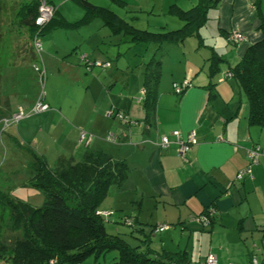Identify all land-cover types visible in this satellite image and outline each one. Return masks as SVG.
<instances>
[{"label":"crops","instance_id":"obj_1","mask_svg":"<svg viewBox=\"0 0 264 264\" xmlns=\"http://www.w3.org/2000/svg\"><path fill=\"white\" fill-rule=\"evenodd\" d=\"M47 1L56 9L54 16L70 23L66 26L73 27V22L61 13L70 0ZM74 1L82 12L78 20L85 14L90 17L80 26H87L102 18L101 25L108 24L110 34L118 36L123 32V24L119 25L118 19L124 18L119 17L115 7H125L137 0H85L98 8L92 15L81 4L82 0ZM176 3L177 0H174L171 8L189 9L181 8L179 6L182 4L177 6ZM187 3L192 6L196 4L191 1ZM208 17L212 21L209 26V22H206L202 44L191 36L182 43L162 44L152 50L149 61H160L161 74L154 116L149 122L144 109L145 63L142 62V70L133 80V73L128 74V68L118 70L117 64H112L105 54L109 50H99V53L93 54L94 50L87 46L90 37L82 39L85 42L77 61L76 57L68 61L59 60V69L52 68L53 58H48L52 60L51 65L48 60L45 64L42 53L36 58L39 64L30 55V59H15L1 66V90L4 86L2 83L9 78L16 82L21 68L27 66L26 77H30L34 72L31 67L36 65L44 70V79L46 66H49L50 75L56 76L51 90L62 88L65 93L68 91L81 96L75 105L72 97L70 103L45 100L50 109L27 116L17 123L11 119L5 123L2 119L8 120L16 112V107H10L8 94H1L6 102L0 107L1 129L8 136L10 145L14 143L20 147L21 143H27L35 153L44 157L50 167L59 158L80 161L89 150L103 151L113 158L124 160L128 169L127 179L120 187H110L109 194L114 189L116 193L113 195L117 197L119 188L124 189L125 193L132 191L131 197L121 193L125 199H129L126 204L130 210L146 209L153 214L160 209L163 211L160 216L163 222L159 225H170L162 232L150 233L156 225L147 231L138 213L128 214L133 220L129 235L137 241L140 249L145 243L155 254L181 251L189 264H202L208 253L217 257L218 264H250L254 257L257 264H261L264 259V156L253 163L247 158V152L252 147L264 149V123L250 120V105L237 80L232 74L227 76L224 73L239 62L249 46L264 39V0H220L216 8L208 10ZM235 29L244 35V40L232 44L225 35ZM50 33L46 42L54 36V32ZM208 36L210 39L206 41ZM102 37L100 42L104 44ZM113 45H117L116 40L108 46ZM213 51L219 56L212 70L208 59ZM83 56L88 60L109 62L110 65L87 69ZM119 75L125 83L122 91L118 86ZM95 77L103 79L100 80L101 91L98 95L91 93ZM64 78L68 80L67 83L63 82ZM184 80L188 82L187 86L180 92L175 91L174 84ZM70 82L76 85L72 86ZM27 103H31V108L33 101ZM114 109L123 112L135 124L127 125L110 116L108 110ZM174 130H179L182 136L190 131L195 132L196 143L184 155L177 151L172 135ZM80 131L93 133L94 139L87 144L79 142ZM108 133L116 136L114 143L103 138ZM162 135L170 140L166 148L158 146ZM57 137L60 143L53 148L52 143H56ZM247 167L250 173L236 179L237 173ZM199 214H206L208 223L191 219ZM119 232L117 230L116 234L121 235ZM154 234H164L163 238H159L158 249L151 246ZM84 261L77 264H85Z\"/></svg>","mask_w":264,"mask_h":264},{"label":"trees","instance_id":"obj_2","mask_svg":"<svg viewBox=\"0 0 264 264\" xmlns=\"http://www.w3.org/2000/svg\"><path fill=\"white\" fill-rule=\"evenodd\" d=\"M219 2L198 0L187 10L171 8L170 12L182 19L181 28L165 32L131 28L132 41L154 43L159 47L162 44H179L193 36L202 44L205 37L200 31L206 28L208 10L216 8ZM81 4L88 9L89 15L98 10L88 1L82 0ZM39 5V0H32L20 8L18 17L22 25L34 27ZM84 16L71 23L72 26L90 19L88 15ZM118 20L119 25L125 24L122 19ZM53 23L58 26L70 24L53 16L43 31L50 29ZM231 32L228 31L225 38L235 44L228 39ZM218 56L213 51L208 59L212 70L218 63ZM226 72L237 80L245 95L250 105V120L264 123V39L249 46L239 62ZM160 74L159 60H150L144 66V109L148 122L154 116ZM28 153L31 157L28 162L30 177L26 185L40 189L43 202L40 207H34L29 202L3 194L2 200L9 208L8 226L15 235L8 245H0V259L7 254L10 264H77L89 257L97 261L107 252L116 251L117 258L111 264H189L181 251L155 254L150 248L140 249L119 234L107 232L105 217L98 213V206L109 194L110 187H120L127 179L128 169L124 160L103 151L89 150L80 161L59 158L50 167L43 156L30 150Z\"/></svg>","mask_w":264,"mask_h":264},{"label":"rangeland","instance_id":"obj_3","mask_svg":"<svg viewBox=\"0 0 264 264\" xmlns=\"http://www.w3.org/2000/svg\"><path fill=\"white\" fill-rule=\"evenodd\" d=\"M31 1L32 0H0V66L5 64L6 62L14 61L15 59H30V55L31 57H35L34 62H37V54L35 53L32 46V39L34 36L35 28L22 25L18 17L20 8L23 5L30 3ZM39 1L40 4L43 1L48 2L47 0ZM189 1H191L192 4L196 3V0H177L176 5L179 6V4H182L179 7L187 9L192 6L188 5L187 2ZM173 2L174 0H137L135 3H129L125 7L116 6V13L119 15V17L124 18V22L127 23V25L123 24L124 28L123 32L121 33L122 35L118 36L110 34L108 24L101 25L102 18L92 21L87 26L76 25L71 27L64 25L58 27L57 23H53V25L50 26V28H52L51 30H48V32H45L46 34H44V29H42V33L44 35H40V41L42 44L41 53L44 63L46 64V61L48 60L49 65H51L52 60L48 58H53L54 62L52 68L56 67L59 69V60L68 61L76 57L77 61V59L79 58V54L82 51V45L85 42L82 39L91 37V40L88 42L87 46L92 48L91 50H94L93 54L99 53V50H109L105 54L111 60L112 64L116 63V68L118 70L125 71L128 68V74L132 72L133 80H135L137 73L142 70V62L147 65L151 57L152 50L156 48L157 45L148 44L145 42H132L131 27L136 28L137 30H145L150 32H165L181 28L183 24L182 19H180L177 14L170 12ZM74 3V0L68 1V3L61 10V13L66 16V19L72 22H75L82 16V12L78 10L77 5H75L76 3ZM162 4H164V6H162ZM54 14L55 12L53 13V16ZM58 18L59 17H56V20ZM109 20L111 19L109 18ZM211 21V19L207 21L209 22L207 23L208 26L210 25ZM128 25L129 27H127ZM126 28L130 29V33L125 31ZM51 31L52 33L54 32V36L49 42H46L48 37L51 36ZM236 31L240 32L238 30ZM200 33L205 34L204 27L201 29ZM100 37L104 39V44L100 42ZM209 39L210 37L208 36L206 41H209ZM114 40H116L117 45H113L111 47L108 46L110 42L114 43ZM49 43L53 44V47H50ZM91 50L89 52L92 53ZM165 51H167V49ZM36 64H39V62H37ZM26 67L21 68V73L18 75L16 82H13L9 78L6 83H2L4 86L2 90L0 88V107L6 104L5 100L1 97V94H8L10 107L13 109L16 107V111L19 108L22 109L25 115L23 118H27V116L37 114L34 112H30V110L34 106V103H36L41 90L45 95L44 100H47L49 102H52L51 99H54L59 101L61 100V102L67 101L68 103H70V97H72L71 100L75 105V102L80 99L79 97L81 96H79L78 94L72 95L71 93H68V91L65 93L62 88L51 90V86L55 85L53 80L56 76L50 75L49 66H46L45 68L46 79H44L42 84L39 81L38 72L34 69L33 66L31 67V69L34 72H31L30 77H26L28 71ZM83 69L86 73H89V71H87L85 67H83ZM94 79V85L92 86L91 93L92 95H98L101 91L100 80L103 79H99L97 77H95ZM63 82L67 83L68 80L64 78ZM70 85L75 86L76 83L70 82ZM124 85V80L121 75H119V91H122ZM29 100L33 101L31 108H29L31 103H27ZM50 105L53 106L52 103ZM0 111H2L1 108ZM15 113L16 112L12 113L11 117H13ZM105 115L107 116L106 112ZM11 117L8 120L7 118H3L2 120L3 122L9 123ZM21 117L18 121L12 122H19L21 119H23ZM115 121L116 123L118 122L117 119ZM1 126H3V123L2 125L0 123V200H2L3 194H8L12 198H17L18 200L21 199L29 202L34 207H40L43 202V194L41 190L26 185L30 177L28 162L31 160V157L28 151H34V149H31V146H29L25 142L21 143L22 146L20 147L15 146L14 143L10 145L7 141L8 136L6 134H3ZM91 134L92 140L94 139L95 135H93V133ZM78 137V141L81 142L80 133L78 134ZM55 142L56 143H52L53 148L59 145L60 139L58 140V137L55 138ZM65 150H67L66 146H64L63 149L64 153L66 154ZM110 192L112 193L108 194L98 206L100 211L111 212V214L107 216L108 218H105V226L108 233L116 234L117 230H119L121 231L119 232L121 234L120 236L127 240L129 244L134 246L137 245V241L129 235V231L132 227L128 226L125 223V219H132V217H130V215L128 214H132V212L133 214L138 213V216H140L141 218L140 220L142 222H145L144 228L147 231L152 226H157L161 222H163L162 218H160V216L163 215V211H161L160 209L159 211H154L153 214H151L146 209H142L141 211L130 210V206H127L126 204L129 199H125L123 196H133L132 191L127 190V193H125L124 189L119 188L117 197L116 195H113V193H116L114 189H112ZM121 193H123V196ZM2 201L3 202L0 201V245H8L14 237L15 232H12L9 229V208L5 200ZM168 226L170 227V225ZM163 236L164 234L152 235L153 243L151 244V246L156 249L160 248L159 238H163ZM176 242L177 238L175 243ZM143 246L144 249L147 247L145 243L143 244ZM181 246H183V243ZM116 257V251H109L97 261H94L92 257H89L84 261V263L111 264V262L116 260ZM0 264H10L7 254H3V257L0 259Z\"/></svg>","mask_w":264,"mask_h":264},{"label":"built area","instance_id":"obj_4","mask_svg":"<svg viewBox=\"0 0 264 264\" xmlns=\"http://www.w3.org/2000/svg\"><path fill=\"white\" fill-rule=\"evenodd\" d=\"M55 12V7L53 5H51L48 2L43 1L39 7H38V14L34 20V36L32 39V46L33 49L35 51V53L37 54V57H40L41 55V51H42V44L40 41V35H41V31L43 29V27L48 24V22L50 21V19L53 16V13ZM229 40L234 41V43H239L241 41L244 40V35H242V33L237 32L236 30H232V32L229 35ZM82 60L84 62V66L87 69H90L92 67H107L110 65L109 62H103L100 60H88L86 59L85 56L82 57ZM34 69L38 72L39 75V81L42 84L45 78V73L44 70L39 69L38 66L34 65L33 66ZM227 76H230L231 73L226 72ZM188 82L186 80L182 81L181 84H174V89L177 92H180L183 87V89L187 86ZM44 92L41 90V93L39 95V97L36 100V103H34V106L32 107L30 112H34V113H39L41 111H45L47 109H49V105L45 102L44 98ZM108 114L110 116H115L121 123L127 124V125H132L135 124V121L132 119H129L126 115L123 114V112L121 111H115L114 110H108ZM22 116V117H21ZM24 112L22 109H18L16 111V113L13 115V117H11L12 121H18L21 118H23ZM6 123V122H5ZM172 135L174 137V143L177 146V151L180 155H184L187 150L190 148V146L194 143H196V137H195V132L194 131H190L189 133H187L185 136H182L179 132V130H174L172 131ZM91 134L86 133L84 131H80V141L87 144L91 141ZM105 140L111 143H114L116 141V136L114 135V133H108L105 137ZM170 144V140L168 139V136L166 135H162L160 137V141L158 146L160 148H166L168 145ZM260 156H264V149H261L260 147H252L251 149L248 150L247 152V158L251 161V162H257L260 158ZM250 173V168L247 167L246 169H244L243 171H240L237 173L236 175V179H241L245 174ZM98 213L103 215L105 218L111 214V212H106V211H100L98 210ZM191 219H194L202 224H206L209 221V218L206 214H199L197 216H193ZM133 220L132 219H125V223L128 226L132 225ZM168 227V225H157L153 228V233H158V232H162L163 230H165ZM202 264H218L217 263V257L213 254V253H208L203 261ZM231 264V263H229ZM250 264H257V260L254 257L253 259H251ZM264 264V259H262V263Z\"/></svg>","mask_w":264,"mask_h":264}]
</instances>
